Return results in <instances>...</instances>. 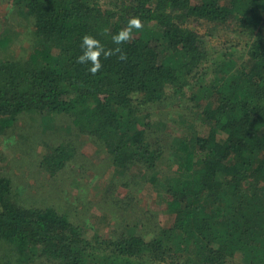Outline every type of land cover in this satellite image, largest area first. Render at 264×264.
I'll list each match as a JSON object with an SVG mask.
<instances>
[{
	"label": "trees",
	"instance_id": "trees-1",
	"mask_svg": "<svg viewBox=\"0 0 264 264\" xmlns=\"http://www.w3.org/2000/svg\"><path fill=\"white\" fill-rule=\"evenodd\" d=\"M12 2L34 24L36 44L26 61L0 60V133L29 113L69 115L118 169L157 171L165 148L143 112L193 87L210 100L202 111L209 132L170 144L172 175L165 184L150 178L175 219L151 240H89L54 209L18 206L0 176V243L26 264H264V0ZM137 18L141 27L117 43ZM199 21L233 26L247 61L213 65L210 77V55L192 28ZM84 36L102 49L95 74L90 60L79 62ZM70 152L55 149L47 169H62Z\"/></svg>",
	"mask_w": 264,
	"mask_h": 264
},
{
	"label": "rangeland",
	"instance_id": "rangeland-1",
	"mask_svg": "<svg viewBox=\"0 0 264 264\" xmlns=\"http://www.w3.org/2000/svg\"><path fill=\"white\" fill-rule=\"evenodd\" d=\"M13 4L12 0H0V42L9 41L5 47L0 44V60L26 61L36 44L35 27L19 17ZM192 28L210 55V77L221 63L232 67L247 61V41L233 26L199 21ZM206 86L207 82L203 87ZM200 93L199 87H193L168 103L144 110L143 117L159 127L158 135L165 148L157 171L144 167L118 169L69 115L29 113L0 133V176L11 180L13 201L18 206L54 209L82 227L89 240L134 235L149 241L175 221L167 211V197L160 185L177 166L167 147L209 132L202 111L210 100ZM58 148H68L74 157L52 172L45 160ZM153 176L160 184L150 183ZM17 258L11 246L0 243V264H26ZM235 262L242 264V259L236 257ZM30 264L51 262L42 259Z\"/></svg>",
	"mask_w": 264,
	"mask_h": 264
},
{
	"label": "clouds",
	"instance_id": "clouds-1",
	"mask_svg": "<svg viewBox=\"0 0 264 264\" xmlns=\"http://www.w3.org/2000/svg\"><path fill=\"white\" fill-rule=\"evenodd\" d=\"M140 28L141 27V21L137 19H132L129 22V27L125 30H122L118 35L114 36L113 39L120 43L121 41H125L130 37L131 34V28L132 27ZM98 42L95 41L90 36H84L83 37V44L82 47L87 46V51L84 53V55L79 57V62L85 63L86 61H91L92 66L90 67V71L95 74L100 68L101 63L99 61V56L102 51L98 46ZM122 59L124 57H121Z\"/></svg>",
	"mask_w": 264,
	"mask_h": 264
}]
</instances>
